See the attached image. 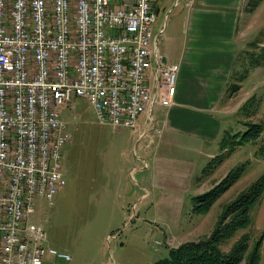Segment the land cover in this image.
Returning <instances> with one entry per match:
<instances>
[{"label": "rangeland", "instance_id": "obj_1", "mask_svg": "<svg viewBox=\"0 0 264 264\" xmlns=\"http://www.w3.org/2000/svg\"><path fill=\"white\" fill-rule=\"evenodd\" d=\"M161 4L164 7L154 27L155 37L164 30L159 50L170 37H179L172 46L180 49L187 37L188 8L185 3L174 7L173 0ZM248 24L247 49L239 54L231 88L244 85L240 98L247 89H255L250 91L248 99H252L245 110H240L243 104L238 112L221 116V137L227 136L224 150L222 138L219 143H200L157 124L167 109L158 105L152 111L154 146L147 155L141 149L145 139L132 136L130 130L120 132L101 124L86 100L76 99L71 106L58 109L69 139L61 150V185L53 205L44 198L35 199L30 220L45 229L47 246L71 259L54 257V263H48L46 257L44 264H155L168 257L171 248L208 237L224 208L264 176L260 150L264 141V8L243 16L240 26ZM249 125L261 126L262 133L259 139L244 140L239 148L237 143ZM142 160L149 163V170L139 171L145 166ZM134 167L137 171L132 178L120 177L121 170ZM238 167L244 169L239 180L210 211L195 213L194 198L219 185ZM245 233L252 236L251 250L264 233V196L253 207L250 226L237 231L222 250L228 252Z\"/></svg>", "mask_w": 264, "mask_h": 264}, {"label": "built area", "instance_id": "obj_2", "mask_svg": "<svg viewBox=\"0 0 264 264\" xmlns=\"http://www.w3.org/2000/svg\"><path fill=\"white\" fill-rule=\"evenodd\" d=\"M160 1L0 0V264L71 259L30 220L35 199L53 205L61 185L59 108L84 99L101 124L133 130L170 105L180 67L156 48Z\"/></svg>", "mask_w": 264, "mask_h": 264}, {"label": "crops", "instance_id": "obj_3", "mask_svg": "<svg viewBox=\"0 0 264 264\" xmlns=\"http://www.w3.org/2000/svg\"><path fill=\"white\" fill-rule=\"evenodd\" d=\"M162 1L157 5L158 13L164 7ZM250 1L254 0H194L191 4L182 2L188 8L187 37L182 47L175 49L172 46L175 44L172 41L179 37H170L161 52L159 45H156L164 64H177L180 67L176 86L170 96V105L165 107L156 104L167 108L165 117L162 121L160 117L157 124L161 122L169 132L193 136L200 143H219L223 132L221 116L238 112L255 89V86L251 87V92L247 89L242 95L244 97L240 98L244 85L238 84V87L231 88L234 74L238 73L237 59L247 49L248 40L245 38L247 39V31L251 29L249 24L245 28L240 26L242 17L264 8V0H261L257 8L248 11ZM155 67L156 64L153 72ZM149 83L153 86V73H150ZM231 89L236 90L229 92ZM140 119L137 127L130 131L132 136L138 135L140 140L145 139L141 149L147 155L154 146V140L150 139L153 122H149L146 115L143 120ZM204 156L214 157L209 153ZM143 162L145 166L140 172L151 167L147 161ZM156 162L159 161L156 159ZM136 171V167L121 170L119 175L132 178ZM178 179L181 180L180 177ZM54 259L48 256L46 262L54 263Z\"/></svg>", "mask_w": 264, "mask_h": 264}, {"label": "trees", "instance_id": "obj_4", "mask_svg": "<svg viewBox=\"0 0 264 264\" xmlns=\"http://www.w3.org/2000/svg\"><path fill=\"white\" fill-rule=\"evenodd\" d=\"M260 2L261 0L250 1L247 10L253 11ZM251 99H248L240 110H245ZM261 133V126L251 125L249 130L241 136V142L237 144L242 145L244 140L248 142L257 139ZM226 141L227 136H224L221 146H225ZM260 150L264 155V141ZM243 171V167L231 170L219 185L195 197L193 200L194 212L205 214L210 211L215 202L239 180ZM263 196L264 176L252 183L234 202L224 208L218 223L208 237L197 242H186L177 248H171L168 257L157 261L155 264H241L243 261H246V264H260L264 233L254 242L251 250L252 236L249 233L243 234L228 252L222 250V246L237 231L247 229L250 226L253 207L261 202Z\"/></svg>", "mask_w": 264, "mask_h": 264}, {"label": "water", "instance_id": "obj_5", "mask_svg": "<svg viewBox=\"0 0 264 264\" xmlns=\"http://www.w3.org/2000/svg\"><path fill=\"white\" fill-rule=\"evenodd\" d=\"M156 13L158 14V11H156Z\"/></svg>", "mask_w": 264, "mask_h": 264}]
</instances>
